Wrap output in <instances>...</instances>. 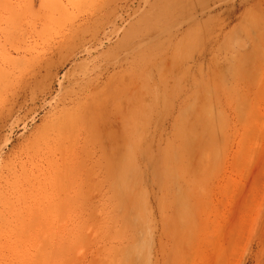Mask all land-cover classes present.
Segmentation results:
<instances>
[{
    "label": "rangeland",
    "instance_id": "374dc122",
    "mask_svg": "<svg viewBox=\"0 0 264 264\" xmlns=\"http://www.w3.org/2000/svg\"><path fill=\"white\" fill-rule=\"evenodd\" d=\"M0 264H264V0H0Z\"/></svg>",
    "mask_w": 264,
    "mask_h": 264
},
{
    "label": "bare ground",
    "instance_id": "6f19581e",
    "mask_svg": "<svg viewBox=\"0 0 264 264\" xmlns=\"http://www.w3.org/2000/svg\"><path fill=\"white\" fill-rule=\"evenodd\" d=\"M148 36V35H147Z\"/></svg>",
    "mask_w": 264,
    "mask_h": 264
}]
</instances>
